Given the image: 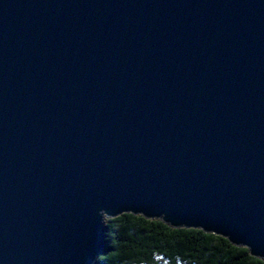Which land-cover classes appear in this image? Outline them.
<instances>
[{"label": "water", "instance_id": "obj_1", "mask_svg": "<svg viewBox=\"0 0 264 264\" xmlns=\"http://www.w3.org/2000/svg\"><path fill=\"white\" fill-rule=\"evenodd\" d=\"M124 214L264 261V0H0V264Z\"/></svg>", "mask_w": 264, "mask_h": 264}, {"label": "trees", "instance_id": "obj_2", "mask_svg": "<svg viewBox=\"0 0 264 264\" xmlns=\"http://www.w3.org/2000/svg\"><path fill=\"white\" fill-rule=\"evenodd\" d=\"M106 248L96 264H264L227 239L124 214L107 220Z\"/></svg>", "mask_w": 264, "mask_h": 264}]
</instances>
